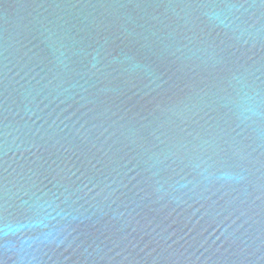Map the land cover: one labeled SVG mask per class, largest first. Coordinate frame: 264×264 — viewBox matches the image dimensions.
Here are the masks:
<instances>
[{"label": "water", "instance_id": "water-1", "mask_svg": "<svg viewBox=\"0 0 264 264\" xmlns=\"http://www.w3.org/2000/svg\"><path fill=\"white\" fill-rule=\"evenodd\" d=\"M0 264H264V0H0Z\"/></svg>", "mask_w": 264, "mask_h": 264}]
</instances>
